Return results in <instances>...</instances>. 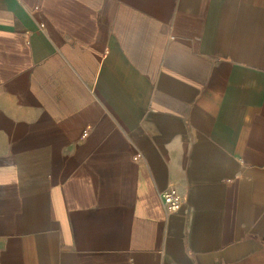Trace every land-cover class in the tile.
<instances>
[{"label": "crops", "instance_id": "0c3cea01", "mask_svg": "<svg viewBox=\"0 0 264 264\" xmlns=\"http://www.w3.org/2000/svg\"><path fill=\"white\" fill-rule=\"evenodd\" d=\"M0 264H264V0H0Z\"/></svg>", "mask_w": 264, "mask_h": 264}, {"label": "built area", "instance_id": "2783aa9c", "mask_svg": "<svg viewBox=\"0 0 264 264\" xmlns=\"http://www.w3.org/2000/svg\"><path fill=\"white\" fill-rule=\"evenodd\" d=\"M160 197L168 211V213H175L180 210L182 199L175 187H170L160 193Z\"/></svg>", "mask_w": 264, "mask_h": 264}]
</instances>
